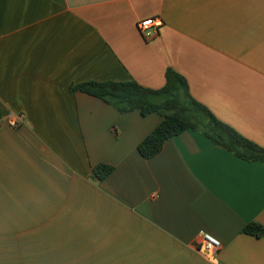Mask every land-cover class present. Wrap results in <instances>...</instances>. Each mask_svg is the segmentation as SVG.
Listing matches in <instances>:
<instances>
[{"label":"crops","instance_id":"obj_1","mask_svg":"<svg viewBox=\"0 0 264 264\" xmlns=\"http://www.w3.org/2000/svg\"><path fill=\"white\" fill-rule=\"evenodd\" d=\"M155 17L145 39L138 23ZM168 69L264 148V0H0V246L16 264H264V237L243 231L264 227V163L193 129L146 159L161 115L70 90H157ZM98 164L114 167L102 181Z\"/></svg>","mask_w":264,"mask_h":264},{"label":"trees","instance_id":"obj_2","mask_svg":"<svg viewBox=\"0 0 264 264\" xmlns=\"http://www.w3.org/2000/svg\"><path fill=\"white\" fill-rule=\"evenodd\" d=\"M70 90L95 96L123 113L139 110L144 116L152 113L161 115L164 118L162 123L138 146L139 153L146 159L159 155L170 138L193 129L238 158L264 163V148L220 121L198 102L192 96L186 78L173 69L167 70L166 84L157 90L144 87L136 81H89L72 85ZM113 170L112 166L98 164L93 167V175L102 181ZM243 231L264 237V227L258 223L248 224Z\"/></svg>","mask_w":264,"mask_h":264},{"label":"built area","instance_id":"obj_3","mask_svg":"<svg viewBox=\"0 0 264 264\" xmlns=\"http://www.w3.org/2000/svg\"><path fill=\"white\" fill-rule=\"evenodd\" d=\"M164 22L160 17L149 18L138 23V29L145 39H152L159 32V28L163 26ZM24 116L16 115L8 120V124L12 127H17L23 124ZM158 194H153L152 198L157 199ZM221 243L211 237L210 235H203L201 238V246L199 251L210 256H214L221 249Z\"/></svg>","mask_w":264,"mask_h":264},{"label":"rangeland","instance_id":"obj_4","mask_svg":"<svg viewBox=\"0 0 264 264\" xmlns=\"http://www.w3.org/2000/svg\"><path fill=\"white\" fill-rule=\"evenodd\" d=\"M9 242V241H8ZM31 249V248H27ZM5 251V253H4ZM0 264H16L14 262V256L16 254V248L14 247H5V246H0ZM22 264H32L31 259L29 260L28 263H22Z\"/></svg>","mask_w":264,"mask_h":264}]
</instances>
